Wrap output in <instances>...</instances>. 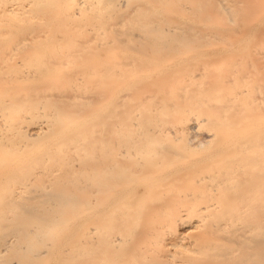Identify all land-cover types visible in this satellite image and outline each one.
I'll return each instance as SVG.
<instances>
[{
	"label": "bare ground",
	"instance_id": "1",
	"mask_svg": "<svg viewBox=\"0 0 264 264\" xmlns=\"http://www.w3.org/2000/svg\"><path fill=\"white\" fill-rule=\"evenodd\" d=\"M0 264H264V0H0Z\"/></svg>",
	"mask_w": 264,
	"mask_h": 264
}]
</instances>
